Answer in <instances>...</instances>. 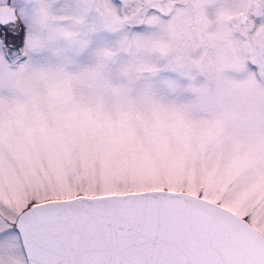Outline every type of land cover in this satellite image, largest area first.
Listing matches in <instances>:
<instances>
[{"label": "snow or ice", "instance_id": "1", "mask_svg": "<svg viewBox=\"0 0 264 264\" xmlns=\"http://www.w3.org/2000/svg\"><path fill=\"white\" fill-rule=\"evenodd\" d=\"M0 264H264V0H0Z\"/></svg>", "mask_w": 264, "mask_h": 264}]
</instances>
